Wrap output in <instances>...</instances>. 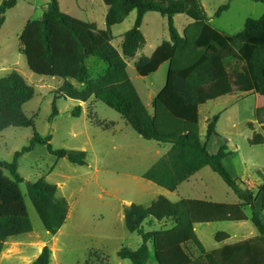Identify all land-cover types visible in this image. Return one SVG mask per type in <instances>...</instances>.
<instances>
[{"label":"trees","instance_id":"obj_1","mask_svg":"<svg viewBox=\"0 0 264 264\" xmlns=\"http://www.w3.org/2000/svg\"><path fill=\"white\" fill-rule=\"evenodd\" d=\"M108 8L105 16L106 32L95 23L75 19L60 10L58 0H49L48 9L37 20H28L19 36V52L25 57L28 69L38 76L64 81L51 104L48 122L57 116L56 101L71 99L86 103L91 99L102 102L118 113L125 123L141 138L170 144V150L155 162L142 178L168 192L177 188L204 167H209L237 196L239 203L226 204L201 199H181L171 202L158 197L149 205L130 204L123 210L127 231L142 239L136 250L121 248L117 256L131 264H147L148 243L152 245L156 264H264V214L255 208L252 193L245 191L244 182L231 177L222 160L231 156L226 146L215 154L208 150L212 137H218V116L208 123L204 140L199 134V107L231 94L258 95L262 105L255 110L259 124L264 116V12L256 20L247 19L243 30L228 35L214 29L200 0H102ZM264 4V0H252ZM17 0L0 2V29L5 14L14 8ZM228 9L218 8L216 17ZM136 12L134 24L122 36L121 53L111 44L112 26L121 24L131 12ZM158 13L167 20L168 41H163L150 57H140L134 63L138 76L148 77L167 63L166 83L152 102V114L142 103L127 75L126 60L133 59L144 46L141 33L147 13ZM185 15L192 22L180 35L173 18ZM88 58L106 64L103 74L92 78L86 66ZM233 62L229 71L227 64ZM34 97V89L17 72L0 79V133L9 128L32 130L29 146L17 153L11 164L0 162V255L7 239L32 231L23 194L19 185L24 182L18 173V159L45 146L56 160L66 159L76 166L86 165V152L53 150L50 137L35 131L31 118L23 113V106ZM81 115V107L71 116ZM250 130L253 124L247 125ZM107 128V127H105ZM251 146L264 145V126L248 140ZM7 171L11 178L4 175ZM258 192L264 196V183ZM27 196L43 228L55 235L67 219L69 206L57 197V186L45 177L27 184ZM252 210L250 222L257 236L233 244H224L214 251H206L194 232L196 224L216 222H243L248 218L243 208ZM165 221L171 226L158 231L144 232L147 219ZM218 243L229 235L218 232ZM195 247L197 255L189 249ZM51 252L44 246L30 264H50Z\"/></svg>","mask_w":264,"mask_h":264},{"label":"rangeland","instance_id":"obj_2","mask_svg":"<svg viewBox=\"0 0 264 264\" xmlns=\"http://www.w3.org/2000/svg\"><path fill=\"white\" fill-rule=\"evenodd\" d=\"M200 2L211 26L228 35L239 33L247 19L256 20L264 12V4L252 0ZM48 3L49 0H17L15 9L6 12V21L0 32V59L5 60L3 69H0V79L12 71H19L20 75L25 76L21 75L34 89V97L23 106V113L33 120L35 131L42 137H50L53 150L86 152V165L76 166L66 159L56 160L41 145L18 159V173L24 180L19 188L32 231L5 241L0 264H30L44 246L51 252L50 264H131L128 260L118 258L117 253L121 248L138 249L142 239L125 228V206H146L160 196L173 203L181 199L239 203L233 191L209 167L195 173L175 192H168L144 180L142 174L168 152L169 145L144 140L118 113L100 101L91 99L80 106L75 100L58 99V114L52 122H48L53 97L64 81L33 74L26 65L25 57L19 52V35L24 24L28 20L39 19ZM58 3L63 13L86 23H95L99 30L106 32L107 7L102 0H58ZM223 5H228V9L216 17V11ZM135 17L136 12L133 11L121 24L110 29L111 44L120 53L122 36L132 28ZM173 20L180 35L192 22L185 15H176ZM141 33L145 44L133 59L126 60V70L142 103L152 114V101L165 86L168 64L161 65L154 74L143 78L136 73L134 63L141 56L150 57L163 41L169 40L166 18L158 13H147L143 18ZM232 64H227L229 71ZM86 66L92 78L103 74L107 68L105 63L95 58H88ZM28 74L31 78L27 77ZM233 95L208 101L199 107L200 138L204 140L207 123L218 116L215 128L218 137L210 139L208 150L215 154L221 146H226L233 153L225 165L222 163L223 167L231 177L244 181L243 188L252 193L256 208L262 206L264 214V196L258 192L263 184L264 145L251 146L248 142L254 132L260 133L264 116L261 124L255 121L256 95L240 92ZM78 106L82 107L81 115L74 118L71 112ZM248 123L253 124V131L247 126ZM32 135L30 128L2 131L0 162L13 163L15 155L29 146ZM241 171L243 177L239 175ZM3 173L11 178L7 171ZM42 177L57 186V197L64 198L69 206L67 219L55 235L43 228L27 196V184ZM248 180L256 184L248 185L245 183ZM243 213L247 221L196 224L194 232L203 248L214 251L224 244L257 236V230L249 220L251 208L244 207ZM170 226L169 222L149 218L141 227L144 232H150ZM218 232L228 234L229 239L218 243L214 238ZM189 249L197 255L194 246L190 245ZM148 250L147 264H156L150 243Z\"/></svg>","mask_w":264,"mask_h":264},{"label":"crops","instance_id":"obj_3","mask_svg":"<svg viewBox=\"0 0 264 264\" xmlns=\"http://www.w3.org/2000/svg\"><path fill=\"white\" fill-rule=\"evenodd\" d=\"M2 0H0V2H1ZM16 7V6H15ZM15 7L14 8H12V9H10V10H8L7 12H11L12 10H14L15 9ZM48 9V5H47V8H46V10ZM107 10H108V8H107ZM72 17V16H71ZM6 21V20H5ZM5 23V22H4ZM26 24V23H25ZM25 24H24V26H25ZM3 26H4V24L2 25V27H1V29H0V32L2 31V28H3ZM113 27V26H112ZM111 27V28H112ZM24 28V27H23ZM23 30V29H22ZM99 30V29H98ZM99 31H101V30H99ZM22 32V31H21ZM21 34V33H20ZM20 36V35H19ZM137 54V53H136ZM136 56V55H135ZM142 57V56H141ZM140 58V57H139ZM26 61V60H25ZM4 62H5V60H2V59H0V69H3L2 67H3V64H4ZM12 72H14V71H12ZM15 72H17V73H20L19 71H15ZM11 73V72H10ZM9 73V74H10ZM8 75V74H7ZM6 75V76H7ZM22 75V74H21ZM23 76V75H22ZM5 77V76H4ZM23 77H25V76H23ZM27 77H29V78H31V75L30 74H28L27 75ZM24 79V78H23ZM237 92V91H236ZM235 91H233L231 94H229V95H226V96H223V97H229V96H232L233 94H235L236 93ZM243 94V93H242ZM234 96V95H233ZM257 96V108L260 106V104H261V102H262V100H261V98L258 96V95H256ZM234 97H236V95L234 96ZM233 97V98H234ZM153 102V101H152ZM80 103V106H83L85 103H83V102H79ZM81 110H82V107H81ZM208 121V120H207ZM210 142V141H209ZM159 144H162V143H159ZM164 145H169V147H168V151L170 150V148H171V145L170 144H164ZM232 154L233 153H231V156H232ZM230 157V156H229ZM229 157H227V158H225V159H223L222 160V163H223V165H225L224 163H225V161L229 158ZM230 172V171H229ZM231 173V172H230ZM240 175V177H243L242 175H243V171H241V174H239ZM235 176V175H234ZM262 177H263V183H264V172H263V175H262ZM190 179V178H189ZM188 179V180H189ZM187 180V181H188ZM240 180L241 181H243L241 178H240ZM244 182V181H243ZM245 183L246 184H248V185H255L256 183L255 182H253L252 180H248V181H245ZM259 189V188H258ZM261 195H263V194H261ZM208 201H210V200H208ZM256 204V203H255ZM255 208H256V205H255ZM257 210H261V206H259V208H256Z\"/></svg>","mask_w":264,"mask_h":264}]
</instances>
